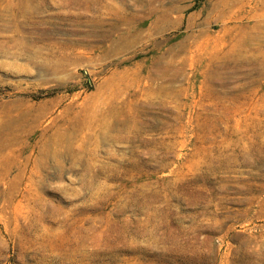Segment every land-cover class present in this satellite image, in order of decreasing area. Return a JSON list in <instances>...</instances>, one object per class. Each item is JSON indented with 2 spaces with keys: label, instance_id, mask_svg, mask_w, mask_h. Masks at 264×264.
I'll list each match as a JSON object with an SVG mask.
<instances>
[{
  "label": "rangeland",
  "instance_id": "rangeland-1",
  "mask_svg": "<svg viewBox=\"0 0 264 264\" xmlns=\"http://www.w3.org/2000/svg\"><path fill=\"white\" fill-rule=\"evenodd\" d=\"M20 1L0 264H264V0Z\"/></svg>",
  "mask_w": 264,
  "mask_h": 264
},
{
  "label": "bare ground",
  "instance_id": "bare-ground-1",
  "mask_svg": "<svg viewBox=\"0 0 264 264\" xmlns=\"http://www.w3.org/2000/svg\"><path fill=\"white\" fill-rule=\"evenodd\" d=\"M51 2V1H50ZM45 4L43 0H21L20 1V8L24 15H28L29 10H36V14L41 9V6ZM39 6V7H38ZM93 7V6H92ZM10 16V15H9ZM8 17V16H7ZM13 18V17H12ZM7 25V24H6ZM94 31V30H93ZM27 46V45H26ZM31 48V47H29ZM32 49V48H31ZM38 50V49H37ZM21 51V50H20ZM1 52L6 53V51L2 50ZM35 52V51H34ZM32 53V52H31ZM30 54V53H28ZM29 106V105H28ZM40 107V106H39ZM17 108V107H16ZM38 108V107H37ZM12 106L9 105H0V118L5 117L4 122L0 125V149L6 146L11 145L12 143L17 142L18 140V133L17 129L21 128L28 117H30V110L28 108H23L18 110L14 115L13 112L11 114ZM39 110V109H38ZM15 111V109H14ZM44 112V111H43ZM41 115V114H40ZM44 115V114H43ZM34 117V116H33ZM32 117V118H33ZM35 119V118H34ZM29 122V121H28ZM40 124V123H38ZM71 126V125H70ZM67 128V127H66ZM73 128V127H72ZM32 129V128H31ZM56 130V129H55ZM70 130V129H69ZM5 131V132H4ZM61 131V130H60ZM68 131V130H67ZM60 133V132H59ZM53 135V133H51ZM58 134V133H57ZM59 135V134H58ZM65 135V134H64ZM71 135V134H70ZM69 135V136H70ZM66 136H68L66 134ZM59 137V136H58ZM53 138V137H52ZM18 144V143H17ZM20 144V143H19ZM8 149V148H7ZM12 149V148H11ZM1 164V161H0ZM7 167V166H6ZM22 179V175L16 174L15 176L9 179L8 185L5 188V192L8 194H12L14 189L18 184H20Z\"/></svg>",
  "mask_w": 264,
  "mask_h": 264
}]
</instances>
